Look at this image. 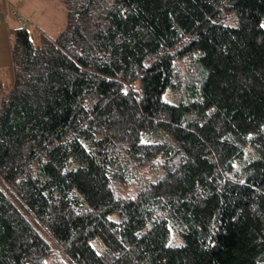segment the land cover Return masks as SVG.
Wrapping results in <instances>:
<instances>
[{
  "label": "trees",
  "instance_id": "obj_1",
  "mask_svg": "<svg viewBox=\"0 0 264 264\" xmlns=\"http://www.w3.org/2000/svg\"><path fill=\"white\" fill-rule=\"evenodd\" d=\"M57 1L0 87V264H264V0Z\"/></svg>",
  "mask_w": 264,
  "mask_h": 264
},
{
  "label": "crops",
  "instance_id": "obj_2",
  "mask_svg": "<svg viewBox=\"0 0 264 264\" xmlns=\"http://www.w3.org/2000/svg\"><path fill=\"white\" fill-rule=\"evenodd\" d=\"M10 5L29 17L33 38L44 30L57 35L66 23L65 9L57 0H0V87L9 86L13 79L10 42L13 29L20 25L9 14Z\"/></svg>",
  "mask_w": 264,
  "mask_h": 264
},
{
  "label": "rangeland",
  "instance_id": "obj_3",
  "mask_svg": "<svg viewBox=\"0 0 264 264\" xmlns=\"http://www.w3.org/2000/svg\"><path fill=\"white\" fill-rule=\"evenodd\" d=\"M62 10H63V9H62ZM27 29H28L29 32H30V36L33 38V34H32V31H31V30H32V26H31L30 24H28ZM43 32L45 33V35H47V36H49V37H51V38H53V36L56 35V34L54 35V33H53L52 31H45V30H44ZM44 33H43V34H44ZM164 99H165L166 101L170 102V103H174V102H175V101L172 99V97L169 95V90H167L166 93L164 94ZM160 171H161L160 167L157 166V170H156V172H155L154 174L148 172L146 178L153 180V179H155V178H157V177L159 176ZM130 192L133 193V189H131Z\"/></svg>",
  "mask_w": 264,
  "mask_h": 264
},
{
  "label": "built area",
  "instance_id": "obj_4",
  "mask_svg": "<svg viewBox=\"0 0 264 264\" xmlns=\"http://www.w3.org/2000/svg\"><path fill=\"white\" fill-rule=\"evenodd\" d=\"M9 14L13 19H15L21 26H28L31 23L28 16H26L20 9L15 6L10 5Z\"/></svg>",
  "mask_w": 264,
  "mask_h": 264
}]
</instances>
